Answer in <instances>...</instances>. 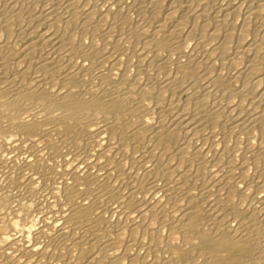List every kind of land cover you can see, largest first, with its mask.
Listing matches in <instances>:
<instances>
[{
    "label": "bare ground",
    "instance_id": "obj_1",
    "mask_svg": "<svg viewBox=\"0 0 264 264\" xmlns=\"http://www.w3.org/2000/svg\"><path fill=\"white\" fill-rule=\"evenodd\" d=\"M0 264H264V0H0Z\"/></svg>",
    "mask_w": 264,
    "mask_h": 264
},
{
    "label": "rangeland",
    "instance_id": "obj_2",
    "mask_svg": "<svg viewBox=\"0 0 264 264\" xmlns=\"http://www.w3.org/2000/svg\"><path fill=\"white\" fill-rule=\"evenodd\" d=\"M128 1V2H127ZM123 2H125V3H129L130 2V0H123ZM41 28H44V26H42ZM103 41V40H102ZM112 45V44H111ZM110 45V46H111ZM129 52H131L133 49L132 48H126ZM169 52H170V49H167V50H165V55L167 56V55H169ZM106 60V64L107 65H109V64H111L113 61H114V58L113 57H109L108 59H105ZM164 64V67H165V69L167 70V71H171L172 70V68H173V66H171V65H168V64H166V63H163ZM125 69H126V65L124 64V63H119V64H117V73H116V79H119L122 75H123V73L125 72ZM157 92V90L156 89H153L152 90V93H156ZM168 95V97H171V95H170V93H168L167 94ZM178 95H179V97L182 99V100H184L185 99V97L183 96V95H181V94H179L178 93Z\"/></svg>",
    "mask_w": 264,
    "mask_h": 264
}]
</instances>
